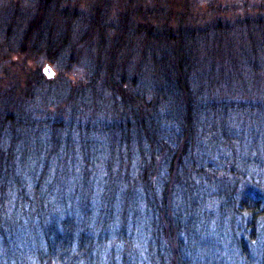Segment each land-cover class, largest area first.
Segmentation results:
<instances>
[{
	"label": "trees",
	"instance_id": "obj_1",
	"mask_svg": "<svg viewBox=\"0 0 264 264\" xmlns=\"http://www.w3.org/2000/svg\"><path fill=\"white\" fill-rule=\"evenodd\" d=\"M93 1L0 20L7 38L26 19L18 55L86 72L52 121L0 99V264H264V0L207 21L188 0Z\"/></svg>",
	"mask_w": 264,
	"mask_h": 264
},
{
	"label": "rangeland",
	"instance_id": "obj_2",
	"mask_svg": "<svg viewBox=\"0 0 264 264\" xmlns=\"http://www.w3.org/2000/svg\"><path fill=\"white\" fill-rule=\"evenodd\" d=\"M38 0H0V20L3 22L8 21V16L12 14V16L16 17V14H28L31 12L29 9L35 8L34 3H37ZM53 2V0H49V2ZM71 1V3L67 2ZM108 1V0H107ZM100 2L105 7H108V13L113 16H117L119 13H124L125 4L129 2V0H114L113 3H109V1ZM169 1V0H168ZM187 0H180L179 3L182 9L183 2ZM191 2L192 6H196L198 10H200L199 17L202 18L203 21H207L213 15H217L219 9L228 10L230 13V9L232 4L240 5L244 0H188ZM249 4H254L257 0H247ZM63 5L61 9H63L66 5L75 6V17L80 18L81 20L83 16H88L90 14V6L95 1L93 0H61ZM177 3V0L174 1ZM71 8H74L70 6ZM122 7V8H121ZM101 8V5H100ZM174 8H178V5L174 6ZM69 14L74 12V9H68ZM122 15V14H121ZM231 16V14H227ZM26 19L21 15L18 16V20L15 19V22L12 25V31L7 34V38L5 37L4 27H2L0 31V99L3 103L9 104L12 99H17L22 101L24 108L23 117L28 116V114L38 113V116L32 115L34 120L36 121H44L46 116L41 117L40 112L43 110L48 111V120H53V111L62 108L59 100L54 101L53 97L58 95L57 93L60 90V86L62 82L68 84L73 81H77L78 79H83L86 77L85 67L82 66V61H80L77 65H72L69 63L63 62H51L48 60L45 55H36L34 53L26 54V56L18 55L16 52V46L21 38V33L23 28L26 27ZM1 24V22H0ZM79 25V24H78ZM15 30H17V34L15 37ZM77 28V25H76ZM71 31L70 36H78V33H83V29H79V31ZM78 30V29H77ZM74 40V39H73ZM76 39L75 41H77ZM71 41V40H70ZM12 43V44H11ZM45 62L51 64L52 68L55 71V77L51 80L45 79V77L41 73V68ZM37 70L44 77L43 80L38 79ZM147 69H145L146 72ZM30 120V119H29ZM258 176L264 177V173L259 170L256 171ZM100 202V201H99ZM95 204L97 201L95 200ZM111 206H113L115 214L120 213V207L122 206L121 200L116 196L113 198L111 202ZM141 209L140 206L138 207ZM132 214V213H131ZM216 220H213L209 223L210 232H214L216 230ZM131 223V221H129ZM150 228L152 225L149 223ZM130 229L129 226H127ZM143 228V227H142ZM145 228V227H144ZM156 228V227H154ZM153 229V228H152ZM151 229V230H152ZM216 235V233L214 232ZM148 238V236H147ZM141 264V261L135 263ZM142 264H151L148 262H143Z\"/></svg>",
	"mask_w": 264,
	"mask_h": 264
},
{
	"label": "water",
	"instance_id": "obj_3",
	"mask_svg": "<svg viewBox=\"0 0 264 264\" xmlns=\"http://www.w3.org/2000/svg\"><path fill=\"white\" fill-rule=\"evenodd\" d=\"M41 73L47 80H51L55 77V71L48 62H45L42 66Z\"/></svg>",
	"mask_w": 264,
	"mask_h": 264
}]
</instances>
